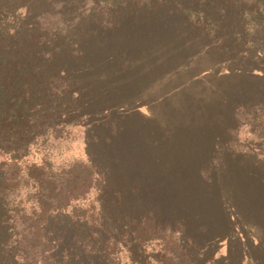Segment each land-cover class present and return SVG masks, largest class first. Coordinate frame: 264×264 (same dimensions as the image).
Segmentation results:
<instances>
[{"label":"rangeland","instance_id":"rangeland-1","mask_svg":"<svg viewBox=\"0 0 264 264\" xmlns=\"http://www.w3.org/2000/svg\"><path fill=\"white\" fill-rule=\"evenodd\" d=\"M133 11L114 15L109 28L97 25L48 46L52 62L33 87L44 123L67 121L64 109L74 105L58 90L68 87L85 93L87 115L72 118L75 127L61 142L50 138L48 157L68 170L88 163L89 148L100 161L90 194L98 196L104 181L158 221L182 220L202 244L205 264L264 260V157L237 115L264 98V69L232 38L206 36L169 6ZM29 157L45 156L33 148ZM7 227L0 222V244ZM81 245L82 254L88 247Z\"/></svg>","mask_w":264,"mask_h":264},{"label":"trees","instance_id":"trees-1","mask_svg":"<svg viewBox=\"0 0 264 264\" xmlns=\"http://www.w3.org/2000/svg\"><path fill=\"white\" fill-rule=\"evenodd\" d=\"M151 5L175 9L208 37L232 38L264 69V0H0V222L9 225L0 264H205L202 244L182 220L158 221L139 209L138 200L114 195L104 181L98 182V196L90 194L100 161L94 162L89 148L88 163L68 170L57 168L46 152L53 135L56 144L66 128L75 127L73 117L87 116L85 93L75 95L68 87L58 90L64 103L74 105L64 109L67 121L42 119L46 109L33 87L46 77L52 40L91 34L97 25L109 28L114 15ZM59 79L55 73L60 85ZM260 88L258 95L264 93ZM237 115L264 157V98L239 107ZM33 148L45 156L39 162L30 160ZM237 208L242 221L243 207ZM82 240L84 255L78 251ZM159 246L155 255L150 249Z\"/></svg>","mask_w":264,"mask_h":264}]
</instances>
